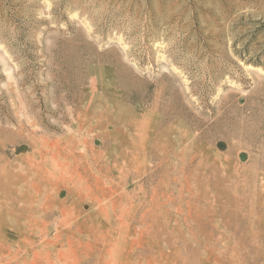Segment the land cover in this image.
Instances as JSON below:
<instances>
[{
	"label": "rangeland",
	"instance_id": "obj_1",
	"mask_svg": "<svg viewBox=\"0 0 264 264\" xmlns=\"http://www.w3.org/2000/svg\"><path fill=\"white\" fill-rule=\"evenodd\" d=\"M0 264H264V0H0Z\"/></svg>",
	"mask_w": 264,
	"mask_h": 264
},
{
	"label": "bare ground",
	"instance_id": "obj_2",
	"mask_svg": "<svg viewBox=\"0 0 264 264\" xmlns=\"http://www.w3.org/2000/svg\"><path fill=\"white\" fill-rule=\"evenodd\" d=\"M159 46H160V45H159ZM156 49H157V48H156ZM163 49H164V48H163ZM161 50H162V49H161ZM161 50H160V51H161ZM166 52H167V51H166ZM163 54H164V53H163ZM160 55H162V54L160 53ZM164 56H165V55H164ZM161 57H163V56H161ZM161 57H160V58H161ZM168 57H169V56H168ZM160 58H159V60H160ZM169 58H170V57H169ZM116 59H117V58H116ZM162 59H163V58H162ZM165 61H166V60H165ZM136 62H137V61H136ZM170 62H171V61H170ZM166 63H167V61H166ZM172 63L174 64V62H172ZM169 65H170V64H169ZM247 67L249 68V66H247ZM174 68H175V67H174ZM174 68H173V69H174ZM260 70H262V69H260ZM186 73H187V72H186ZM182 78H183V77H182ZM185 85H186L185 87H186L189 91H192V90H193V86H194V85H193V82H190V83H189V81H185ZM164 87H165V86H164ZM194 90H195V89H194ZM191 93H192V92H191ZM195 93H196V92H195Z\"/></svg>",
	"mask_w": 264,
	"mask_h": 264
}]
</instances>
